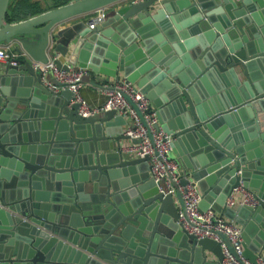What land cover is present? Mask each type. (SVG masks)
<instances>
[{
    "label": "water",
    "instance_id": "water-1",
    "mask_svg": "<svg viewBox=\"0 0 264 264\" xmlns=\"http://www.w3.org/2000/svg\"><path fill=\"white\" fill-rule=\"evenodd\" d=\"M254 1L257 12L237 9L219 25L210 10L214 0H69L17 22L6 20L9 0H0V41L124 2L107 12L105 24L84 25L72 36L84 58L70 61L98 75L117 78L121 71L136 82L158 107V124L173 132L172 150L191 137L202 153L188 166L181 153L175 156L205 194L199 207L214 189L211 208L229 215L226 197L241 186L253 192L258 204L251 216L264 229V156L251 150L253 139L234 131L251 119L257 138H264V0ZM184 4L200 11L197 22L178 13ZM104 37L114 41L109 48ZM189 51L201 57L200 67ZM30 55L43 59L45 52ZM6 71L0 86V264H221L217 241L177 226L180 191H159L147 156L124 158L114 150L111 143L121 136L112 131L120 122L115 110L82 115L74 93L50 88L45 80L58 81L51 74L43 78L26 58ZM206 73L213 77L210 88L198 83ZM243 253L251 262L264 257V231L255 246L243 240Z\"/></svg>",
    "mask_w": 264,
    "mask_h": 264
},
{
    "label": "built area",
    "instance_id": "built-area-1",
    "mask_svg": "<svg viewBox=\"0 0 264 264\" xmlns=\"http://www.w3.org/2000/svg\"><path fill=\"white\" fill-rule=\"evenodd\" d=\"M107 7L108 5H101L92 9L86 20L89 28L103 21ZM20 58L28 59L43 78L51 74L58 81V85H53L45 80L50 88L56 91L61 88L70 89L74 93V100L80 103L79 112L82 115L113 109L118 114L128 116L129 123L124 135L131 139V143L126 146V151L132 152L136 157H148L149 175L159 191L172 194H175L177 189L180 191L182 201L178 204L177 226L197 238L209 237L217 241L223 254L221 264H264V257L261 255L257 256L254 262L244 255L242 231L239 226L225 219L218 211L202 210L199 207L201 193L196 183L190 178H185L178 161L171 155L173 132L158 124L156 110L140 88L125 77L118 79L104 88L103 103L93 106L79 93L81 78L87 70L85 67L77 66L70 60H64L58 65V56L48 50L43 59L34 58L17 39L0 41V64L17 65ZM182 178H185L184 182Z\"/></svg>",
    "mask_w": 264,
    "mask_h": 264
},
{
    "label": "crops",
    "instance_id": "crops-1",
    "mask_svg": "<svg viewBox=\"0 0 264 264\" xmlns=\"http://www.w3.org/2000/svg\"><path fill=\"white\" fill-rule=\"evenodd\" d=\"M13 5H17L19 3L20 7H22V11L30 12V9H34L32 6L34 5H28L27 0H9V2ZM27 1V2H26ZM69 0H59L54 4H51V6L47 8H42L38 7L37 9H34L35 12L41 13L49 8H55L57 6H60ZM177 1V0H174ZM213 7L210 10H215V18L216 22L220 25L223 21H231V15L235 14L237 9H243L245 10V14L249 15L250 11L257 12L259 9H256V2L254 0H214ZM36 4V2H32ZM124 2H116L113 4H109L106 10V15L107 12H109L112 8L118 7V5L123 4ZM9 5V3H8ZM37 5V4H36ZM35 5V6H36ZM8 7V6H7ZM175 8L176 5H174ZM178 13H182L185 19L189 20L190 22H197L200 17V11L195 10L188 4H184L183 7L177 8ZM92 10H87L85 12H81L78 14H75L73 16H70L64 20H61L59 23L54 25L52 28H49L46 32H39L38 30L36 31H28L25 33H20L16 34L15 36L12 37V39H17L25 45L27 50L29 51L30 54L35 55V56H42L43 52H47V50L56 56H58V59L60 62L64 60H75V63L77 62L78 58V49L75 48L73 42H72V36L79 31L81 28L87 26L86 20L88 19L89 15L91 14ZM36 14V13H34ZM33 15V14H32ZM32 15H27L26 17L20 18L19 20L13 21L17 22L23 19H26ZM233 17V16H232ZM109 20V17L105 16L103 21L100 23H106ZM219 25L217 27H219ZM42 25L37 26L36 28H40ZM88 27V26H87ZM106 28H103L105 30ZM196 35H193L194 37ZM105 38V39H104ZM103 40L104 42V47L109 48V45L111 43H114L109 38L104 37ZM80 54V53H79ZM189 54L190 59L196 64L197 67H200L199 62H200V56L198 57L197 55H193L190 51L187 53ZM79 58H84V54L81 53ZM22 59V58H20ZM6 66L7 63H2L0 64V86H3L5 81L8 80V73L6 71ZM87 69V68H86ZM18 72H23L22 69L18 70ZM20 75V74H19ZM100 75V76H99ZM96 74L94 72H91L89 69L86 70V73L84 74V80L81 82V87L79 90V93L81 96L87 101L88 104L90 105H95L99 106L100 104L103 103L105 99L104 95V88L108 86L109 84H113L116 80L124 78L123 72L119 71L118 77H113V76H106L103 74ZM17 76V75H16ZM98 76L100 78H98ZM238 76V75H237ZM239 80L241 77H238ZM136 87L137 84L136 82H132ZM201 85L208 86L209 88L212 86L213 83V77L211 74L206 73L201 81L198 82ZM148 84V83H147ZM140 88V87H138ZM144 93V91H143ZM145 94V93H144ZM147 94V93H146ZM159 95V94H158ZM146 96V95H145ZM147 97V96H146ZM149 99V97H147ZM161 98V97H160ZM150 100V99H149ZM151 101V100H150ZM170 103H165V109L163 110V115L167 118L168 115L170 116L171 114V107L168 105ZM153 108H155L156 111H158V107L152 105ZM260 114H262V117L260 118V131L264 132V111H262ZM119 119L118 121L120 122H114L115 124L113 125V132L116 133V135L120 134L121 136L118 137V139H113L112 145L114 150H122V154L124 155V158H131L134 157L132 152L126 151V146L131 143V139L126 137L124 135V130L129 123V118L126 115H121L117 114ZM233 121L236 119V123H239L240 120L238 121V117L232 116L231 118ZM165 122H163V125ZM165 126V125H164ZM237 130H234L235 133L237 131L241 134H243L242 137L245 135L248 140L253 139V143H250V148L253 151H256L257 155L262 153L261 155L264 156V138H257L258 132L256 129V125L251 121V119H248L247 121H241V123L238 125H235ZM240 126V127H239ZM230 128V127H229ZM241 128V130H240ZM232 131V130H231ZM176 141V139H175ZM194 141V138L191 137H183L180 142L176 141L175 144V152L172 150L171 155L176 159L175 156L179 155L180 153L182 154L181 158L183 159V164L185 166H188V164H191V159L193 157L199 156V158L202 156V153L199 151H196L195 146L190 142ZM173 142V140H172ZM117 144V145H116ZM120 146V148H119ZM173 148V146H172ZM111 152V150L109 149ZM184 151H187L189 153H184ZM108 152V150H106ZM177 160V159H176ZM178 161V160H177ZM179 163V162H178ZM179 166L184 174L186 176L185 178H190L189 173V168H183L180 163ZM191 179V178H190ZM197 185V184H196ZM198 190L199 186L197 185ZM208 197L210 199H205V204H201V209L206 210V209H212L211 208V201L215 200L216 197H218V192H216L214 189L209 190ZM201 193V199L204 200L205 194ZM204 195V196H203ZM179 203H177L178 205ZM258 204L256 198L253 196V192L247 189H244L243 187L239 186L237 189L235 188L232 192L231 195H227L226 200H225V205L227 206V214H222V216L231 221L233 224L239 226L241 228L242 234H243V240L245 241V244L255 246L257 239L260 238V235L262 234V231L264 229L260 227L253 219L251 216V209L252 207L256 206ZM210 207V208H208ZM253 248V247H252ZM254 249V248H253ZM209 258H214V254L211 251H207ZM248 255L253 256L254 253L252 250L247 252ZM262 256V255H261Z\"/></svg>",
    "mask_w": 264,
    "mask_h": 264
},
{
    "label": "trees",
    "instance_id": "trees-1",
    "mask_svg": "<svg viewBox=\"0 0 264 264\" xmlns=\"http://www.w3.org/2000/svg\"><path fill=\"white\" fill-rule=\"evenodd\" d=\"M22 7H20L19 3L17 5H13L11 1L6 10L5 18L8 22H13L19 20L20 18L26 17L27 15H32L35 13L34 10H30V12L22 11Z\"/></svg>",
    "mask_w": 264,
    "mask_h": 264
},
{
    "label": "rangeland",
    "instance_id": "rangeland-1",
    "mask_svg": "<svg viewBox=\"0 0 264 264\" xmlns=\"http://www.w3.org/2000/svg\"><path fill=\"white\" fill-rule=\"evenodd\" d=\"M27 1L26 2H27L28 5H31L32 4V5H34L32 7L34 9H37L38 7L47 8V7L51 6V4H54V3H56L59 0H27ZM32 2H36L37 5L34 4V3H32ZM34 9H30V10H34ZM49 9H52V8H49ZM35 13L37 14V12H35ZM33 15H35V14H33ZM184 180H185V178H182V182H184Z\"/></svg>",
    "mask_w": 264,
    "mask_h": 264
}]
</instances>
